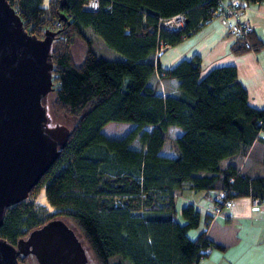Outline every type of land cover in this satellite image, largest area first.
<instances>
[{"label":"trees","instance_id":"16d2710c","mask_svg":"<svg viewBox=\"0 0 264 264\" xmlns=\"http://www.w3.org/2000/svg\"><path fill=\"white\" fill-rule=\"evenodd\" d=\"M85 1L8 0L26 31L40 36L42 27L57 30L48 104L53 115L69 114L72 121L65 144L29 188L28 198L5 207L0 236L14 242L61 213L97 264H197L210 239L205 230L188 235L198 228L200 211L187 201L179 208V221L174 190L223 189L226 197L264 199V173L220 164L259 146L264 163V108L248 103L234 65L213 66L199 76L200 57L194 54L169 68L158 66V40L177 43L198 29L217 0H98L94 10L81 7ZM60 11L64 19L57 18ZM177 12L184 13L183 27L157 25L158 17ZM87 28L120 56L107 58L92 49ZM75 37L84 43L80 61L71 57ZM250 42L251 48L264 46L258 39ZM243 48V42H232L231 50ZM155 70L176 78L177 94H158L148 84ZM108 121L132 125L111 136V126L104 128ZM172 125L181 133L171 139L176 155L170 156L159 150ZM41 187L57 210L48 216L32 201ZM209 216L204 213L205 222Z\"/></svg>","mask_w":264,"mask_h":264},{"label":"water","instance_id":"95a60500","mask_svg":"<svg viewBox=\"0 0 264 264\" xmlns=\"http://www.w3.org/2000/svg\"><path fill=\"white\" fill-rule=\"evenodd\" d=\"M56 32L26 31L8 0H0V223L5 207L26 198L68 137L69 126L53 123L46 104ZM79 236L66 219L52 216L14 242L0 236V264H21L18 253L32 254L36 264H89Z\"/></svg>","mask_w":264,"mask_h":264},{"label":"crops","instance_id":"0c3cea01","mask_svg":"<svg viewBox=\"0 0 264 264\" xmlns=\"http://www.w3.org/2000/svg\"><path fill=\"white\" fill-rule=\"evenodd\" d=\"M47 2L48 0H43L44 5ZM241 18L253 24L250 41L258 39L264 42V2L248 3L241 13ZM232 42L234 38L226 32L224 25L215 16H211L198 29L183 36L177 43L166 44L155 54V57L158 66L163 70L180 59H189L194 54L198 55L201 65L199 76L213 66L234 65L238 80L245 87L248 103L255 108H264V46L244 47L243 50L234 51L231 50ZM148 84L161 95H175L179 91L176 78L162 77L161 71L158 73L155 70L150 74ZM166 131L170 141L172 137L181 133L179 127L175 125L168 126ZM164 145L165 142L159 150L160 153L176 155L172 141L168 150L164 149ZM261 150L259 146L258 150L254 148L249 154L226 157L222 165L231 163L238 170L250 175L264 173V163L260 159ZM188 190L193 189L188 188ZM182 191L175 189V198L182 196ZM200 193L198 201L191 193H185L182 200L193 204L196 201L200 204V206L195 205L199 208L200 221L203 223L199 230L205 229V236L212 244L204 255L206 259L202 264H264V206L252 210L249 202L250 194H239L230 197L229 207H223L218 212L210 214L208 207L212 205L217 191L204 192L200 189ZM205 212L210 215L207 225H204Z\"/></svg>","mask_w":264,"mask_h":264},{"label":"built area","instance_id":"2783aa9c","mask_svg":"<svg viewBox=\"0 0 264 264\" xmlns=\"http://www.w3.org/2000/svg\"><path fill=\"white\" fill-rule=\"evenodd\" d=\"M248 5V2L245 0H217V4L212 10V16H215L219 22H221L226 32L234 38V40H239L243 42L244 47L251 48V42L249 40V36L252 32L253 24H251L246 19H240L241 13L243 12L244 7ZM81 7L88 10L97 9L98 0H86L82 3ZM59 21H55V25H59ZM157 25L170 28V29H178L184 26V13L177 12L172 15H168L167 17H158ZM44 29H49L48 26L46 28H41V33H43ZM166 43L158 40L157 48L155 50V54L161 51L165 47ZM264 135V131H263ZM226 192L223 189L217 190V194L212 202V205L208 207L211 213L218 212L222 207H229L231 204L230 197H226ZM250 209L258 210L264 206V199L259 198L258 196H250ZM209 219L204 222V225H207ZM205 230V229H203ZM210 240H206V247L203 250H206L210 247ZM200 257V256H199Z\"/></svg>","mask_w":264,"mask_h":264},{"label":"rangeland","instance_id":"374dc122","mask_svg":"<svg viewBox=\"0 0 264 264\" xmlns=\"http://www.w3.org/2000/svg\"><path fill=\"white\" fill-rule=\"evenodd\" d=\"M87 33L91 36V39L93 40V43H92V49H94L98 54L102 55L103 57H107V58H115L117 56H120V54L115 50H113L112 48L108 47L103 41L101 38H99L96 34H94V32L90 31V29L88 30L87 29ZM93 33V34H92ZM75 40L72 42V44L70 45V50H71V57H72V60L74 61H80V58L82 57L83 55V48H84V43L81 41V39L75 37L74 38ZM51 97V94L48 93V96L46 98V104L48 105V114L50 115V118H51V121L54 123V121L56 122H59V123H63L64 125H68V126H71V121H72V117L69 115V114H62V113H57V114H52L51 110H50V106L48 104L49 102V98ZM132 125V122H124V121H118V122H114V121H108V123L105 125V129H108V127L111 126L110 128V135L111 136H119L121 134H123V132L129 128V126ZM165 145H164V149L165 150H168L169 149V145H170V140L169 138H167L165 141ZM225 159H221L220 161V164L222 165L223 162H224ZM244 162L241 163V165H243ZM43 190V188L41 187L39 189V191L35 194V196L32 198V201L34 202V205L35 207H37L39 213L40 211L42 212V214L44 216H48V214L52 213V212H56V208L51 206L49 204V202L47 200L41 202L38 200V197H39V192ZM183 190L182 192V196H185V193H191L192 196H194L196 199V201H198L199 197L200 196V189H196V190H188V188H185V189H181ZM189 191H194V192H189ZM45 195V194H44ZM182 196H177L174 200V205H176V218L179 220V221H182V217L180 216L179 214V208L182 206V204L186 203L182 200ZM28 198V195L26 196V198L24 200H26ZM195 201V202H196ZM194 204L197 206H200V204H198V202H196ZM223 208V207H222ZM55 216L57 217H62L64 219H66V221H68L69 224H71L72 226H74V224L69 221L65 215L61 214V213H58L56 214ZM202 221H200V226L198 228H191L188 230V235L189 236H192L193 234L195 235L196 232L198 231L199 228H201V225H202ZM75 230H76V233L79 234V231H77L76 227H74ZM193 235V237H194ZM80 240L83 241V245L85 246V252H87V260L89 262V264H97L95 261H94V258H93V255L92 253L89 251V248L87 247V244L86 242L82 239L81 236H79ZM210 247H212V244H210ZM209 247V248H210ZM209 248L206 249L207 252L209 251ZM204 256V255H203ZM115 258V255L114 256H110L108 257V261L109 262H114ZM206 259V257H202L199 259V263L202 264L203 260ZM23 264H36V260L34 258V256L32 254H29L28 256H26L24 259H23ZM198 263V264H199Z\"/></svg>","mask_w":264,"mask_h":264},{"label":"bare ground","instance_id":"6f19581e","mask_svg":"<svg viewBox=\"0 0 264 264\" xmlns=\"http://www.w3.org/2000/svg\"><path fill=\"white\" fill-rule=\"evenodd\" d=\"M38 195H39V197H38L39 201H41V202L45 201V195H44L43 190H41Z\"/></svg>","mask_w":264,"mask_h":264},{"label":"flooded vegetation","instance_id":"af4514ba","mask_svg":"<svg viewBox=\"0 0 264 264\" xmlns=\"http://www.w3.org/2000/svg\"><path fill=\"white\" fill-rule=\"evenodd\" d=\"M26 235V234H25ZM25 235H23V236H25ZM29 255V254H28ZM28 255H21L20 253H18V255H17V260H19L20 262H21V264H23L24 262H23V259L26 257V256H28Z\"/></svg>","mask_w":264,"mask_h":264}]
</instances>
